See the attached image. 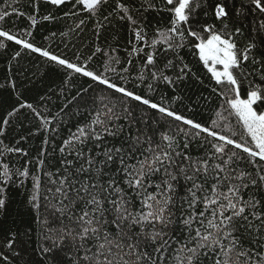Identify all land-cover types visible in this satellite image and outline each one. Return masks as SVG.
I'll list each match as a JSON object with an SVG mask.
<instances>
[{"label": "snow or ice", "instance_id": "1", "mask_svg": "<svg viewBox=\"0 0 264 264\" xmlns=\"http://www.w3.org/2000/svg\"><path fill=\"white\" fill-rule=\"evenodd\" d=\"M40 3L0 10L29 22L0 49L60 78L31 101L11 62L0 83V264H264V0H43L77 36L93 21L71 55L31 42Z\"/></svg>", "mask_w": 264, "mask_h": 264}, {"label": "trees", "instance_id": "2", "mask_svg": "<svg viewBox=\"0 0 264 264\" xmlns=\"http://www.w3.org/2000/svg\"><path fill=\"white\" fill-rule=\"evenodd\" d=\"M18 7L20 10L33 14V8L31 7V0H0V10H8L11 12L12 8L9 7ZM69 11V7L61 6L60 9H56L51 5L41 3L39 5V12L36 13L37 25L30 30L33 35L30 38L36 46L47 48L48 50L56 53H67L71 55V52L74 50L72 45H76V48L79 49L82 44H90L94 39L93 37V21H87L84 26V31L79 35L70 33L69 28L73 27L77 22L74 17H65L64 12ZM51 13L56 18L53 20L44 21L42 17ZM149 19L155 23L156 16L154 13L148 14ZM87 20L86 15L82 16ZM3 28L10 30L15 33L22 34L21 30L29 27V22L25 17H16L15 15L9 16L2 23ZM55 33V36L52 34ZM61 33H68V35L62 36ZM118 33V44L117 40H113L112 36ZM109 37L107 43L117 45L119 47L118 55L122 58L126 56L124 51L127 47L126 41L128 37L127 26L123 23L118 24L115 29L112 26H109L107 32L104 33ZM104 43L103 38L100 41ZM65 44H68V48H65ZM18 49V46L8 42L7 49H0V83H5V77L8 75L7 66L9 62L13 65V73L11 74L13 78L17 81V88L24 94L25 98L32 100L35 95V92L39 90L41 93H44L48 88H57L60 85V78L57 75L52 74L47 70L46 64L43 58L39 57L38 54L29 53L27 51L22 52V57L18 58L16 61L11 60V56L14 54V51ZM86 50V49H85ZM21 69H26L27 71L21 75ZM45 73L43 76L40 73ZM36 73L35 76L32 74ZM87 86V85H85ZM212 87V82L206 80V86L200 88L199 86H193L187 90V94L193 97V100L196 98V94L203 92L205 96L210 94V89ZM159 99V97H156ZM55 99V97H54ZM221 101L212 96L211 107L206 104H201L198 110V119L201 122L208 121L209 116H214V111L218 110V105ZM53 112L57 111L56 108L52 109ZM75 121L68 123L62 130L60 136L56 137V143H61L63 138H66L70 131L74 130ZM42 137H37L29 142L25 143L23 146L29 149L34 150L40 146V140ZM12 137H9L11 140ZM9 140H6L5 143H8ZM14 159V158H11ZM17 200L20 197H16ZM2 235V234H0Z\"/></svg>", "mask_w": 264, "mask_h": 264}]
</instances>
